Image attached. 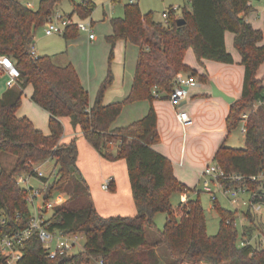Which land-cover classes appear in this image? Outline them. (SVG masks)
Masks as SVG:
<instances>
[{
    "label": "trees",
    "instance_id": "trees-1",
    "mask_svg": "<svg viewBox=\"0 0 264 264\" xmlns=\"http://www.w3.org/2000/svg\"><path fill=\"white\" fill-rule=\"evenodd\" d=\"M71 1L74 5L73 13L68 15L71 18L77 14L87 19L96 7L92 0ZM62 2L41 0L37 9H31L19 0H0V55L9 56L20 72L17 83L0 97V155L7 153L16 158L11 172H0V232L24 229L33 216L29 191L16 175H36V164L54 159L56 176L52 180L40 177L48 184L46 200L64 193L69 197L53 209L47 228L81 233L86 242L82 250L71 256L49 259L36 234L25 242L19 264H85L92 259L102 264H160L156 251L159 246L167 248L172 264H264L261 239L264 221L250 211L245 213L248 225L240 232L237 212L215 201L220 222L214 235L207 231L205 209L199 196L187 199L182 214L177 217L172 196L191 189L175 176L171 160L154 148L160 134L153 107L138 121L124 127L113 126L124 105L159 98L153 94L154 87L160 97L168 96L180 73L207 81L185 63L190 48L200 62L234 63L226 47V33L232 32L245 67V78L242 97L232 104L227 117L229 134L239 128L245 110L258 101L262 105L249 116L245 147L223 145L214 160L228 173L247 177L264 175V83L258 78L264 65V33L246 20L252 10L249 0H191L190 10L185 8L181 13L172 7L166 10V24L155 21L152 11L143 13L139 3L126 4L124 16L111 19L113 33L107 36V41L113 49L121 40L140 48L131 92L121 102L105 104L106 92L114 81L109 70L92 105L89 92L71 63L60 66L53 56L33 53L35 32L57 12ZM180 18L186 24L179 26ZM77 35L76 25L67 27L64 33L66 39ZM28 85L34 87L32 100L49 113V135L28 117L16 114ZM64 117L71 118L103 157L126 161L137 216L104 217L97 211L89 185L77 165V141L62 143ZM116 140H120L117 152H109L108 145ZM261 202L264 203V197ZM158 213L168 216L162 230L154 222ZM149 230L154 231V240L148 239ZM251 240L249 244H241Z\"/></svg>",
    "mask_w": 264,
    "mask_h": 264
},
{
    "label": "crops",
    "instance_id": "crops-1",
    "mask_svg": "<svg viewBox=\"0 0 264 264\" xmlns=\"http://www.w3.org/2000/svg\"><path fill=\"white\" fill-rule=\"evenodd\" d=\"M19 1L25 5L31 4V6H29L31 9H37L39 6L37 0ZM92 1L97 7L96 2L94 0ZM251 3L252 10L246 16V20L256 29H261L264 33V0H251ZM72 8L74 11V5ZM179 8L178 12L182 9L181 6H179ZM186 9L190 10L191 7H186ZM57 12L63 15H70L63 13L59 9H57ZM77 17L79 16L77 15ZM81 20L89 21L92 23L93 27L95 26V21L92 18ZM40 32V29H38L34 35L35 54L37 56H53L55 63L62 66V63L57 62L59 55L43 54L36 49L35 45ZM44 34L49 37L55 35H47L45 30ZM61 36L65 38L64 35ZM95 39H90L88 35L90 44H93ZM234 39V33H226V47L228 52L233 55L234 63H221L211 60H203L200 62L194 50L192 48L188 50L185 57V63L190 68L196 70L199 75L205 76L207 81H201L196 77V84L189 88L188 96L180 106H173L168 100L167 95H162L153 100H140L129 103L130 107L128 109L129 112H127L128 115L122 120L121 125L123 126L121 127H124L144 118L149 113L151 107L155 109L158 117L160 141L154 145V148L171 160L175 176L182 183L188 185V187H194L197 181L201 178L203 169L206 168L208 164L215 162L214 159L216 153L221 146L225 145L232 148H242L235 147L229 143L230 136L233 132L229 134L227 128V117L232 104L242 97L245 78V67L242 64V57L234 45ZM65 40L69 41V39L66 38ZM121 42H123L125 46L134 45L138 48L133 80L129 87H126V90L124 91L125 100L130 94L133 86L140 48L127 41L121 40ZM190 52H193L194 55ZM65 63L66 64L64 65L68 64L67 61ZM70 63L75 67L73 62ZM261 68L263 69H261L262 71L260 70L261 73H258V78L262 79L264 83V67L262 66ZM9 80L10 77L7 74H0V97L3 96L9 88L14 86L9 85ZM213 84L216 85L220 91L224 92L229 97L234 98L235 101L231 103L226 101L223 97L215 96L213 94ZM33 93L34 87L28 85L24 90L22 104L16 114L18 117H28L38 129L43 131L46 135H49V113L32 100ZM104 102L105 104H111L121 101L112 100V96H110L107 99H104ZM179 112H187L191 118V124L184 127L178 118ZM62 122L65 129L62 143H70L72 140L77 141V165L89 185L91 197L97 211L104 217L137 216L138 210L131 189L126 161L124 159L117 161L106 159L86 140L81 129L72 123L70 117H64ZM117 124L120 123H114L113 126L118 127ZM239 127L241 128V124ZM119 144L120 140L110 143L108 145V151L116 153ZM53 160L54 159H48L35 165L42 171L44 165L54 162L50 173L42 171L45 177L50 180H52L57 173V166L55 160ZM109 178H112V185L111 188L106 191L102 188V185ZM38 181L41 184L44 183L40 179H38ZM192 191H194V189H191L190 192H181L182 200H184V202L189 198H193L191 194ZM64 195L67 197L68 194L65 193ZM180 203H183V201ZM151 234L154 238V231L151 232ZM169 264H172V260L169 261Z\"/></svg>",
    "mask_w": 264,
    "mask_h": 264
},
{
    "label": "rangeland",
    "instance_id": "rangeland-1",
    "mask_svg": "<svg viewBox=\"0 0 264 264\" xmlns=\"http://www.w3.org/2000/svg\"><path fill=\"white\" fill-rule=\"evenodd\" d=\"M38 4L41 0H37ZM97 4L96 9L93 11L89 19L95 21V26L93 27L94 34L96 36L95 42L90 44L88 40V33L79 31L78 35L74 38H70L66 41L63 36L55 34L54 36H46L44 34V26L40 27V33L36 41V49L41 51L43 54H56L58 56L57 62L62 63L64 66L65 62L69 64L73 62L75 65L78 75L80 77L81 83L84 85L86 90L89 92L90 104L95 102L99 88L103 80L107 77L109 70L112 71L114 81L113 85L107 90L105 99L112 96V100L123 101L125 98L124 91L126 87L132 83L135 63L138 55V48L134 45L125 46V44L119 41L115 48L113 49L111 44L107 42V36L112 34L113 27L110 19L112 17H123L125 5L130 3L131 0H94ZM139 3L140 8L144 13L153 12L154 20L157 22L164 23V11L171 7L181 6V11L186 7H191L190 0H133ZM73 3L71 0H63V2L58 7L65 14H72ZM180 9V8H179ZM181 11L179 13H181ZM68 16V15H65ZM72 19L74 22H79L81 19L77 17V14H73ZM166 24V21L165 23ZM229 34H232L228 32ZM112 49L114 50L113 56H111ZM193 54V52H190ZM264 67V65H263ZM263 69V68H261ZM260 69V70H261ZM259 70V73H261ZM262 71V70H261ZM166 96V94H164ZM130 104H126L123 107L121 115L115 121L118 127H121L122 120L128 115ZM124 122V121H123ZM244 133L241 128H237L233 131L230 136L229 143L235 147H245ZM54 161V160H53ZM91 162V161H90ZM54 162L48 163L42 167V171L45 173H50L53 168ZM213 164V163H210ZM208 164V165H210ZM16 165V159L13 155L2 153L0 155V172L2 170L11 172ZM207 165V166H208ZM206 166V167H207ZM39 168V167H38ZM205 169V168H204ZM203 169V170H204ZM19 178V175L17 176ZM33 186L41 187L42 184L37 178L30 179ZM210 181V186L218 194V204L223 208L230 211L237 212V227L240 232L243 231L245 225H248V220L245 215L242 214L244 210L237 209L236 206L232 205L231 202L223 195L219 190L217 181L212 177H204L197 181L194 187H189L194 189L192 191L193 198L200 197L201 203L205 209L206 220H207V231L209 234L214 235L219 230L220 216L216 209L214 208V202L212 201L211 195L203 191L205 181ZM20 184L26 188L23 181ZM188 186V185H187ZM196 191V192H195ZM65 194V193H64ZM63 194V195H64ZM190 194V195H191ZM65 196V195H64ZM65 196V199L68 198ZM182 195L181 192H176L172 196V204L177 217H179V208L181 206ZM32 211L34 210L31 206ZM248 208H246L247 210ZM255 215L261 217L264 221V205H257L252 209ZM51 213V212H49ZM166 213H158L154 217V222L156 228L162 230L167 222ZM149 230V240H154L153 236ZM86 242L85 235H82L80 240V247L74 250V253L79 252L83 249ZM158 257L160 259V264H169L171 260L169 252L165 246H159L156 249ZM85 264H102L100 261L92 259L90 262Z\"/></svg>",
    "mask_w": 264,
    "mask_h": 264
},
{
    "label": "built area",
    "instance_id": "built-area-1",
    "mask_svg": "<svg viewBox=\"0 0 264 264\" xmlns=\"http://www.w3.org/2000/svg\"><path fill=\"white\" fill-rule=\"evenodd\" d=\"M131 2L135 1L131 0ZM248 4H252L251 0H249ZM27 6L29 7L31 4H28ZM172 9L178 11L179 6L172 7ZM163 16L167 23L168 12L164 11ZM71 25H76L78 31L88 33L90 39L94 40L96 38L91 22L86 20L74 22L71 17L58 12L46 21L44 29L47 35H64L67 27ZM33 53L35 54L34 50ZM4 73L10 77V86L15 85L20 78V72L15 66L13 60L9 56L0 55V74ZM196 82L197 79L193 75L184 73L178 74L173 83V90L167 96L170 103L173 106H180L187 98L189 88L194 86ZM153 94L156 97H160L157 87H154ZM260 105H262L261 101L255 102L251 109L245 110L242 113L240 124L241 130L244 134L247 133V122L251 112L255 111ZM178 118L184 127L191 124V118L187 112H179ZM34 171L36 175L21 174L17 179L19 183L20 181H23L29 191L28 202L34 208L32 211L33 216L27 227L24 229L5 234L0 232V264H19V261L23 257V247L25 246V242L36 234L41 240L49 259H56L60 256H71L74 254V250L80 247V240L83 234L51 231L47 228V222L50 216L49 212H52L56 206L62 204L65 198L62 194H58L54 198L46 200L45 191L48 184L42 183V186L37 188L33 186L30 180L32 178L40 179V177H45V175L36 166L34 167ZM202 176L214 178L223 195L227 197L231 204L236 206L239 211L244 210L242 213L244 215L249 211L253 213L252 209L255 208V206L264 205V203L261 202V199L264 197V175L262 173L249 177L239 173H228L221 165L214 162L202 171ZM251 184L256 185V187H252ZM111 185L112 178H109L104 182L102 188L108 191L111 188ZM203 191L211 195L213 202L218 201V194L210 186V181H205ZM185 202H183L179 208V217L185 207ZM246 208L248 209L246 210ZM1 223L3 225L6 224V219L3 218ZM261 239L264 242V236H262ZM251 242L252 240L241 241V244L245 245Z\"/></svg>",
    "mask_w": 264,
    "mask_h": 264
},
{
    "label": "water",
    "instance_id": "water-1",
    "mask_svg": "<svg viewBox=\"0 0 264 264\" xmlns=\"http://www.w3.org/2000/svg\"><path fill=\"white\" fill-rule=\"evenodd\" d=\"M177 23H178L179 26H182V25L186 24V21H185L184 19L180 18V19H178ZM212 86H213V94H214L215 96L223 97L226 101L231 102V103H233V102L235 101L234 98L229 97V96L226 95L224 92L220 91V90L216 87V85L213 84Z\"/></svg>",
    "mask_w": 264,
    "mask_h": 264
}]
</instances>
